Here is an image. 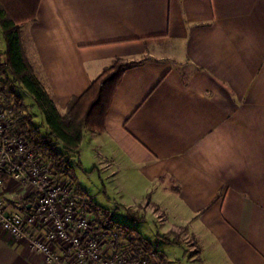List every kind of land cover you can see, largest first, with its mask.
I'll return each mask as SVG.
<instances>
[{
    "label": "crops",
    "instance_id": "crops-1",
    "mask_svg": "<svg viewBox=\"0 0 264 264\" xmlns=\"http://www.w3.org/2000/svg\"><path fill=\"white\" fill-rule=\"evenodd\" d=\"M36 16L27 41L61 110L113 58L140 59L86 147L145 180L199 264H264V0H40ZM0 264L44 256L0 229Z\"/></svg>",
    "mask_w": 264,
    "mask_h": 264
},
{
    "label": "built area",
    "instance_id": "built-area-1",
    "mask_svg": "<svg viewBox=\"0 0 264 264\" xmlns=\"http://www.w3.org/2000/svg\"><path fill=\"white\" fill-rule=\"evenodd\" d=\"M9 186L18 187L22 198L32 195L27 210L8 207L4 193ZM0 229L13 240L24 239L32 252L44 256V264L157 263L132 257L125 232L113 220L96 219L86 194L28 144L1 93Z\"/></svg>",
    "mask_w": 264,
    "mask_h": 264
},
{
    "label": "trees",
    "instance_id": "trees-1",
    "mask_svg": "<svg viewBox=\"0 0 264 264\" xmlns=\"http://www.w3.org/2000/svg\"><path fill=\"white\" fill-rule=\"evenodd\" d=\"M40 0H0V32L5 49L0 53V93L10 109L14 124L20 128L28 144L47 155L58 173L64 172L68 180L81 191L78 178L70 164L71 155H77L86 128L101 129L110 106L115 88L124 69L140 62V59L115 57L100 74L91 79L88 88L79 95L71 96L64 109L58 106L48 81L39 75L27 55L22 25L36 21ZM28 35V33L26 34ZM28 37V36H27ZM19 83L32 97L33 104L43 115L45 130L33 123L22 96L15 90ZM32 200V195L26 197ZM96 219L113 220L107 212L90 202ZM114 221V220H113ZM115 222V221H114ZM132 257L146 256L157 264H165L164 253L155 249L139 232L123 228ZM163 240L180 245L178 232L168 230L159 235Z\"/></svg>",
    "mask_w": 264,
    "mask_h": 264
},
{
    "label": "rangeland",
    "instance_id": "rangeland-1",
    "mask_svg": "<svg viewBox=\"0 0 264 264\" xmlns=\"http://www.w3.org/2000/svg\"><path fill=\"white\" fill-rule=\"evenodd\" d=\"M28 26L29 24L22 25L25 33L24 44L28 57L34 63L37 73L41 75L37 58L33 55L32 44L27 41ZM3 49H5V42L0 32V50ZM14 87L27 105V111L32 115L33 123L39 125L41 131H44L46 125L43 115L33 104L32 97L19 83H16ZM91 129L94 128H86L88 134L89 132L98 133ZM88 134L82 141L81 159H78V155H71L70 164L78 176V183L90 197L89 201L103 208L123 228H132L144 236L155 249L164 253L165 264H199L197 262L200 259L198 243L185 231L168 229L178 232L181 239L180 245L169 243L159 236L166 230L163 225L165 221L161 222L165 216L151 197H144L145 190L150 188L145 180L136 171L131 173L112 167L105 161L106 155L102 154L101 149L94 153L89 147L87 148Z\"/></svg>",
    "mask_w": 264,
    "mask_h": 264
},
{
    "label": "water",
    "instance_id": "water-1",
    "mask_svg": "<svg viewBox=\"0 0 264 264\" xmlns=\"http://www.w3.org/2000/svg\"><path fill=\"white\" fill-rule=\"evenodd\" d=\"M27 207H29V205H27Z\"/></svg>",
    "mask_w": 264,
    "mask_h": 264
}]
</instances>
